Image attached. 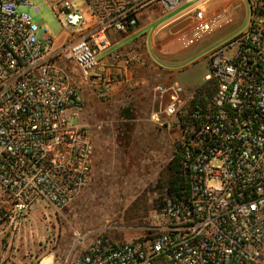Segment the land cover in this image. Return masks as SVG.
Returning <instances> with one entry per match:
<instances>
[{
  "label": "built area",
  "instance_id": "built-area-1",
  "mask_svg": "<svg viewBox=\"0 0 264 264\" xmlns=\"http://www.w3.org/2000/svg\"><path fill=\"white\" fill-rule=\"evenodd\" d=\"M61 29L38 27L31 0H0V223L38 202L55 211L75 202L92 178L90 127L73 124L80 87L99 97L127 84L98 59L110 34L137 25L157 2L163 13L192 0H43ZM248 27L207 55L209 73L190 95L176 81L152 89L150 120L170 135L181 180L128 241L71 233L51 264H264V0H247ZM204 2L186 13L202 18ZM126 69L141 62L109 55ZM130 85H136L133 82ZM1 264H44L10 261Z\"/></svg>",
  "mask_w": 264,
  "mask_h": 264
},
{
  "label": "rangeland",
  "instance_id": "rangeland-1",
  "mask_svg": "<svg viewBox=\"0 0 264 264\" xmlns=\"http://www.w3.org/2000/svg\"><path fill=\"white\" fill-rule=\"evenodd\" d=\"M31 1L38 8L37 14L27 10L38 27L37 37L44 26L60 35L55 13L43 0ZM201 2V19L186 13ZM164 14V19L178 15V34L165 44L162 59L149 44L147 53L156 65L172 72L170 81L178 82L184 95H190L209 73L208 53L244 31L249 23L247 0H192ZM123 45L113 44L98 59L104 62ZM141 93L138 99L123 100L90 93L82 96V110L73 124L90 127L96 150L91 181L80 197L62 210L55 211L41 201L19 221L0 223V264L55 260L67 251L74 230L101 232L114 241L143 234L154 210L169 194L166 166L173 152L170 135L150 120L151 105Z\"/></svg>",
  "mask_w": 264,
  "mask_h": 264
},
{
  "label": "crops",
  "instance_id": "crops-1",
  "mask_svg": "<svg viewBox=\"0 0 264 264\" xmlns=\"http://www.w3.org/2000/svg\"><path fill=\"white\" fill-rule=\"evenodd\" d=\"M165 14L162 12L160 5L157 2L149 3L142 9L137 17V25L121 34H110L109 39L111 46L124 42L122 48L117 52L120 54H128L129 56L136 55L141 59V62L132 68L126 69L121 61L112 62L109 56L101 65L108 67L110 65L112 71L122 73L127 79V84H117L110 87L109 93L115 99H138V92H142L143 96L148 99L151 105L152 89L157 83H164L170 81L172 72L156 65L147 53V45L151 50L162 59V49L165 44L171 42L178 32L176 28L179 24L177 22L178 15L164 19ZM150 30V31H149ZM112 36V37H110ZM131 40V41H130ZM133 82L136 85L130 87ZM132 88V89H131ZM79 93L92 94L98 96L97 91L92 86L80 87ZM140 94V96H141ZM96 150L94 147L93 164L95 163ZM51 260L46 258L42 261L44 264H51Z\"/></svg>",
  "mask_w": 264,
  "mask_h": 264
},
{
  "label": "trees",
  "instance_id": "trees-1",
  "mask_svg": "<svg viewBox=\"0 0 264 264\" xmlns=\"http://www.w3.org/2000/svg\"><path fill=\"white\" fill-rule=\"evenodd\" d=\"M167 169L169 171V176L166 180L168 184V193H172L176 191L177 187L180 185V178L178 176V168H177V160L176 158H172L168 163H167Z\"/></svg>",
  "mask_w": 264,
  "mask_h": 264
}]
</instances>
